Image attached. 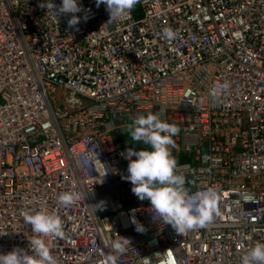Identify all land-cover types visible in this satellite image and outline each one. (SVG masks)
I'll list each match as a JSON object with an SVG mask.
<instances>
[{
	"label": "built area",
	"instance_id": "2783aa9c",
	"mask_svg": "<svg viewBox=\"0 0 264 264\" xmlns=\"http://www.w3.org/2000/svg\"><path fill=\"white\" fill-rule=\"evenodd\" d=\"M45 2L0 0V253L31 254L24 217L43 210L65 226L45 237L57 264H107L115 242L117 264H241L264 242V0H140L109 23L81 0L78 29ZM148 112L179 127L172 152L193 202L220 190L207 227L154 221L122 178L127 125ZM70 190L81 199L59 206Z\"/></svg>",
	"mask_w": 264,
	"mask_h": 264
},
{
	"label": "clouds",
	"instance_id": "9594fccd",
	"mask_svg": "<svg viewBox=\"0 0 264 264\" xmlns=\"http://www.w3.org/2000/svg\"><path fill=\"white\" fill-rule=\"evenodd\" d=\"M139 2L140 0H96V6H106V11L110 14L109 23L126 19ZM52 6L53 11L60 17L71 14L67 21L68 29H78L82 18L77 13L85 11L81 0H62L60 5H56L52 0ZM40 7L47 9L48 0L41 3ZM87 18V15L83 17L84 20ZM175 35L171 28L163 29L164 39H174ZM215 87L219 91L228 89L229 84L225 82ZM126 131L133 141L142 142L147 147L139 150L129 147L122 153L129 160L128 175L122 178L132 184L131 191L139 200L150 202L149 210L154 221L171 225L178 234H183L185 231L207 227L221 214V193L218 188H208L194 203L193 196L185 186V176L178 173V161L172 152L176 147L174 137L180 131L176 124L162 120L158 113L148 112L146 115L132 117ZM81 197L82 194L76 190L62 192L57 198L58 205L71 206ZM132 211V223L136 231L145 232V226L135 217L136 210ZM24 220L31 226L33 233V238L29 240L31 254L28 249L15 247L7 254L0 253V264H57L51 242L45 237L65 236L62 219L54 212L40 210L34 214H26ZM125 249V244L115 242L112 252L116 255L110 253L106 257L107 264H117L118 255ZM241 264H264V242H257L248 249L241 258Z\"/></svg>",
	"mask_w": 264,
	"mask_h": 264
},
{
	"label": "crops",
	"instance_id": "0c3cea01",
	"mask_svg": "<svg viewBox=\"0 0 264 264\" xmlns=\"http://www.w3.org/2000/svg\"><path fill=\"white\" fill-rule=\"evenodd\" d=\"M130 141H131L132 146H133L134 148H136L137 146H139V148H140V147H141V148H146V147H147V146L144 145L142 142H139L138 145H136V142L133 141V140L131 139V137H130Z\"/></svg>",
	"mask_w": 264,
	"mask_h": 264
},
{
	"label": "trees",
	"instance_id": "16d2710c",
	"mask_svg": "<svg viewBox=\"0 0 264 264\" xmlns=\"http://www.w3.org/2000/svg\"><path fill=\"white\" fill-rule=\"evenodd\" d=\"M136 149L139 150V146H137Z\"/></svg>",
	"mask_w": 264,
	"mask_h": 264
},
{
	"label": "rangeland",
	"instance_id": "374dc122",
	"mask_svg": "<svg viewBox=\"0 0 264 264\" xmlns=\"http://www.w3.org/2000/svg\"><path fill=\"white\" fill-rule=\"evenodd\" d=\"M139 142H136V145H138ZM141 148V147H140Z\"/></svg>",
	"mask_w": 264,
	"mask_h": 264
}]
</instances>
